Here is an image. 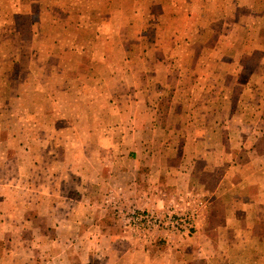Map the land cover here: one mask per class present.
I'll list each match as a JSON object with an SVG mask.
<instances>
[{"label": "rangeland", "instance_id": "obj_1", "mask_svg": "<svg viewBox=\"0 0 264 264\" xmlns=\"http://www.w3.org/2000/svg\"><path fill=\"white\" fill-rule=\"evenodd\" d=\"M248 5L0 0V264H249L231 184L256 145L231 117L264 105L249 90L264 87V14ZM133 210L195 217L152 231Z\"/></svg>", "mask_w": 264, "mask_h": 264}, {"label": "crops", "instance_id": "obj_2", "mask_svg": "<svg viewBox=\"0 0 264 264\" xmlns=\"http://www.w3.org/2000/svg\"><path fill=\"white\" fill-rule=\"evenodd\" d=\"M242 3V0H241ZM235 11H237L238 7H239V3H237L235 6ZM229 13H231L232 11H228ZM227 12V13H228ZM248 13L252 14V15H262L264 14V0H249V5H248ZM255 42H252V44L255 47H260V46H264V36H260L258 38H255ZM253 59H256V56L251 55L250 59H249V63H255V62H259L260 60L257 59V61H254ZM252 72H250L248 74V76L251 74ZM241 74H243V72H241ZM240 82V80H239ZM242 86H240L238 83H235V86L231 88V92H232V97L233 95H236L235 90H238L237 93L241 94L242 91ZM250 91L255 90L257 92H264V87H255L254 88H250ZM172 92L174 91H170L168 90V93L172 94ZM234 93V94H233ZM236 99H234V101H236ZM162 100L158 101V105H160ZM238 100L237 102L234 104V106H232L231 109V113L229 112V116L233 115L234 112L232 110L234 108H238ZM171 96H170V101L167 102V104L165 105V109L163 110L164 113H166L167 111L170 110L171 108ZM230 105H227V110L230 111ZM226 108V107H224ZM221 108V109H224ZM259 108H261V112L258 110V106L257 107H250V112L247 115L246 118H234L235 113L232 117L231 120H234V122L236 123L237 126H241L243 125V123H245L246 125H248L249 128V133H250V139L252 138H256V145L254 147V145L250 146V150L249 152L252 154V159L249 162V171L251 172L249 175L248 174H244L241 175V173L244 171L245 167H241V166H233L232 170L233 173H231V175L233 174L234 178V182L231 183L232 187L234 189H238L237 191L239 192V196H236V203H235V210L233 212L234 215L236 216H241V210H243L244 205L248 204L250 207L248 209L249 214L246 217L245 220H243L242 222H244V224L246 223L245 226L239 225V232L240 234L244 233L243 236L247 237V234L249 236L250 242L251 243V247H250V251L247 254V262L249 264H253V262H258L257 260V245H258V238H259V231H258V225L259 222H261L262 220H264V212L261 213V215H259V211H260V207L264 205V150L263 149V145L261 146V143H264V105H260ZM220 109V108H219ZM260 112V113H258ZM263 112V115H262ZM167 114V113H166ZM215 125H221V122H217L215 121ZM257 128H261L259 130H257ZM253 132H256L257 135H254ZM260 144V146H259ZM233 155L235 157H238L239 154L237 153H233ZM254 159V160H253ZM238 163V162H236ZM249 177V186L248 187H242L243 185L242 183V179L244 180V178ZM244 194V198H240V194ZM238 194V193H237ZM245 216V215H244ZM263 216V217H262ZM234 218H236L234 216ZM239 219H241V217H239ZM238 220V217H237ZM241 222V223H242ZM236 231H234V235H236L235 233ZM233 236L232 231L225 229V230H221V238H223V242L224 243H231V240H227L230 239ZM239 238H241V236H239ZM242 239V238H241ZM6 253H8V251H5Z\"/></svg>", "mask_w": 264, "mask_h": 264}, {"label": "built area", "instance_id": "obj_3", "mask_svg": "<svg viewBox=\"0 0 264 264\" xmlns=\"http://www.w3.org/2000/svg\"><path fill=\"white\" fill-rule=\"evenodd\" d=\"M195 215L192 213L189 216L183 217L182 214L178 215H160L155 213L154 211L147 212H137L133 210L129 217V222L131 225L136 227H141L144 230H159V229H167L170 232H173L172 229L168 227H172L176 230L184 232H190L192 227L191 218H194Z\"/></svg>", "mask_w": 264, "mask_h": 264}]
</instances>
